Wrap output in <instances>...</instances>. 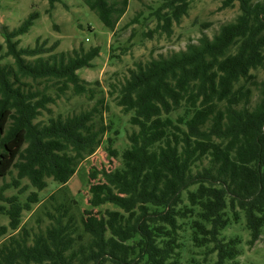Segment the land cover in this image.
<instances>
[{"label": "trees", "instance_id": "16d2710c", "mask_svg": "<svg viewBox=\"0 0 264 264\" xmlns=\"http://www.w3.org/2000/svg\"><path fill=\"white\" fill-rule=\"evenodd\" d=\"M50 8L61 0H48ZM104 26L116 32L130 0H81ZM237 3L240 14L210 38L170 56L139 63L114 86V101L130 116L128 146L115 149L121 134L108 121L105 97L96 96L78 72L93 68L100 46L54 53L46 43L20 47L40 18L31 13L5 33L0 57V239L25 230L23 212L39 204L49 180L67 185L78 167L103 144L114 170L93 171L89 205L112 204L121 211H86L80 221L57 209L50 225L34 235L13 236L0 247V264H181L180 219H191L198 247L213 245L217 264H239L240 240L221 236L245 220L254 244L264 232V1ZM193 0H163L152 16L171 35ZM139 22V16L132 23ZM113 51V50H112ZM5 58L12 63L3 64ZM42 82H52L43 89ZM37 84V85H36ZM53 89L58 94L53 96ZM69 90L96 100L90 110L53 116ZM90 94V96H88ZM113 95V93H112ZM47 113V122L39 118ZM101 176V179H99ZM28 180L37 192L23 203L10 189ZM25 188H22V193ZM55 199V196L52 197ZM7 202V205L3 204Z\"/></svg>", "mask_w": 264, "mask_h": 264}, {"label": "rangeland", "instance_id": "374dc122", "mask_svg": "<svg viewBox=\"0 0 264 264\" xmlns=\"http://www.w3.org/2000/svg\"><path fill=\"white\" fill-rule=\"evenodd\" d=\"M162 3L163 0H130L126 15L118 24L116 32H112L81 0H61L53 9L48 0H0V57H4L7 52L5 33L18 28L33 12H38L40 18L29 33L19 38L20 47H35L40 41L41 44L46 43L47 49L57 45L54 53H61L100 46L102 52L93 62L94 67L84 68L78 74L95 90L96 96L105 97L110 108L105 118L116 122L121 131L116 137L115 149L122 152L129 144L127 133L130 134L134 128L129 124L130 116L122 112L112 97L115 96L114 86L123 83L129 77V71L137 64L184 51L189 44L197 43L203 34L213 38L224 24L233 22L240 14L238 3L232 8H224L220 0H193L189 14L180 24L174 25L171 35H167L158 29V21L152 16ZM137 16L139 22L132 23ZM12 62V58L2 61L3 64ZM255 73L260 79L264 78L261 71ZM52 84L42 82L36 85L43 89ZM58 93L57 89H53V96ZM62 96L65 97L58 104L49 106L53 116H67L90 110L96 103V100L88 97H75L73 90ZM49 116L45 113L39 121L47 122ZM106 147L103 144L92 157L81 163L76 175L67 185L61 186L50 179L49 186L39 193L41 202L33 205L32 211L23 212L22 226L25 230L21 233L10 230L8 235L0 239V247L13 236L34 235L45 230L50 225V216L58 215L57 209H62V206L69 209L70 214L75 215L78 221L86 211H93L98 215L109 210L121 211L112 204L97 208L89 205L91 183L98 181H91L90 173L114 170L121 166L120 159L112 158ZM11 182L10 177L0 179V187ZM25 186L27 188L21 193L20 190ZM22 188L10 189L5 195L8 198L17 195L25 203L30 194L37 192L28 180L23 181ZM3 204L7 205V202ZM9 223V217L0 216L1 226H9ZM191 223V219L179 220L181 264H217L218 255L213 251V245L198 247L195 244ZM221 238L226 242L236 238L240 240V256L237 259L239 264H264V232L258 241L251 244V234L244 219L239 223H232L222 232Z\"/></svg>", "mask_w": 264, "mask_h": 264}, {"label": "water", "instance_id": "95a60500", "mask_svg": "<svg viewBox=\"0 0 264 264\" xmlns=\"http://www.w3.org/2000/svg\"><path fill=\"white\" fill-rule=\"evenodd\" d=\"M0 31H2V26H1V24H0Z\"/></svg>", "mask_w": 264, "mask_h": 264}]
</instances>
